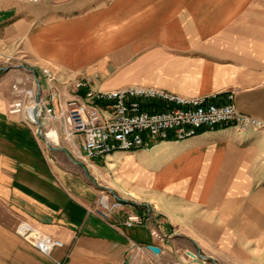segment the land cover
<instances>
[{
	"label": "crops",
	"instance_id": "crops-1",
	"mask_svg": "<svg viewBox=\"0 0 264 264\" xmlns=\"http://www.w3.org/2000/svg\"><path fill=\"white\" fill-rule=\"evenodd\" d=\"M39 67L90 78L95 90H232L237 108L264 122V0H0V264H159L176 262L180 248L264 264V128L222 126L109 154L123 156L127 180L156 190L141 201L169 234L158 240L124 227L122 211L109 221L92 212L95 163L81 158L78 135L68 140L60 122L43 121L42 142L8 113L11 84ZM19 220L63 245L41 253L15 234Z\"/></svg>",
	"mask_w": 264,
	"mask_h": 264
},
{
	"label": "built area",
	"instance_id": "built-area-1",
	"mask_svg": "<svg viewBox=\"0 0 264 264\" xmlns=\"http://www.w3.org/2000/svg\"><path fill=\"white\" fill-rule=\"evenodd\" d=\"M39 70L45 90L36 72L29 69V77L11 84L13 100L8 113L33 126L37 138L42 137V131L35 122L34 110L41 124L50 120L60 122L66 139L80 137L83 160L105 157L116 151L149 149L159 140H183L200 131L222 126H233L238 131L264 128L262 120L237 108L232 90L198 96L138 85L95 90L90 87V78L72 80L68 76L59 77L49 67H39ZM57 84L65 86L64 93ZM125 206L131 205L100 193L92 212L109 221L122 211L124 227H143L151 236L159 240L164 238L160 234V222L150 209L137 212ZM14 232L45 255L63 245L61 240L40 232L25 220L17 222ZM132 244L139 248L138 244Z\"/></svg>",
	"mask_w": 264,
	"mask_h": 264
},
{
	"label": "rangeland",
	"instance_id": "rangeland-1",
	"mask_svg": "<svg viewBox=\"0 0 264 264\" xmlns=\"http://www.w3.org/2000/svg\"><path fill=\"white\" fill-rule=\"evenodd\" d=\"M33 2V1H32ZM35 2H38L35 1ZM8 64V63H7ZM10 65V68H17L18 64H8ZM13 65V66H11ZM31 69V68H29ZM28 69L22 68L23 74H28ZM25 74V75H26ZM36 74L39 76L40 84L43 90H45L46 85L43 76L40 74L39 71H36ZM42 131L44 132V129L42 128ZM42 142L45 141L44 137H39ZM60 141V140H59ZM64 141V139H61L60 144ZM121 154L123 152H120ZM127 154V153H124ZM123 159L122 157H110L105 156L101 158H94L93 161L95 163L94 168L92 169L95 176V184L97 189V195L99 196L100 193L108 194L110 199H120L124 202L130 204L131 206H125L127 209L132 210H139L140 212L143 209H150L152 213L157 216L158 221L160 222V234L162 236L169 237V234H164L161 230V226L163 222L160 219L159 214H155L156 208L153 207V205L145 204V202H142V199H150L152 193L156 190L152 188V186H135L132 183V179L127 180L125 175L121 172L120 169V160ZM112 161V163H110ZM140 202V203H138ZM140 208V209H138ZM121 215V213H118ZM156 238V237H155ZM158 239V238H156ZM159 240V239H158ZM133 247V244H131ZM149 246H156L159 248V252L155 253L153 252ZM140 247V246H139ZM134 248V247H133ZM145 250L150 252L154 256H164L167 255L164 252V249L160 246L154 245V244H148L144 246ZM137 249V248H136ZM150 249V250H149ZM188 252H192V254H189ZM198 254L205 255L201 252H198L197 250L191 249L190 251H185V248H180L179 252L177 253L178 259L175 262L173 257H169L167 259V256L160 260L159 264H246L242 262H232L230 260L226 259H220L222 262H219L215 260H205L203 258H200ZM182 255V256H181ZM215 262V263H214Z\"/></svg>",
	"mask_w": 264,
	"mask_h": 264
},
{
	"label": "water",
	"instance_id": "water-1",
	"mask_svg": "<svg viewBox=\"0 0 264 264\" xmlns=\"http://www.w3.org/2000/svg\"><path fill=\"white\" fill-rule=\"evenodd\" d=\"M33 115H34V119H35V122H36L38 128H40L41 123H40V121L37 119V117H36V115H35V110L33 111ZM149 248H150L153 252H155V253H158V252H159V248L156 247V246H149ZM188 253H190V252H188ZM198 256H199L200 258L205 259V260H211V261H213V259H212L211 256H208V255H201V254H198ZM214 263H215V262H214ZM215 264H216V263H215Z\"/></svg>",
	"mask_w": 264,
	"mask_h": 264
}]
</instances>
